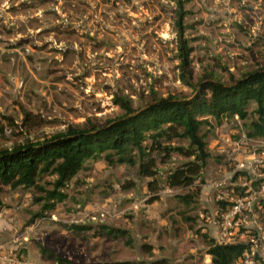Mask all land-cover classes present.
Listing matches in <instances>:
<instances>
[{
  "label": "rangeland",
  "instance_id": "rangeland-1",
  "mask_svg": "<svg viewBox=\"0 0 264 264\" xmlns=\"http://www.w3.org/2000/svg\"><path fill=\"white\" fill-rule=\"evenodd\" d=\"M183 8L192 84L208 76L228 83L264 67V0H184ZM177 11L171 0H0V152L69 126L102 125L122 114L117 96L135 108L153 96L191 97L180 78ZM246 123L202 128L210 158L192 187L166 186L171 171L193 160L181 152L158 165L156 192L137 166L89 161L43 218L35 216L44 193L0 186V245L29 264H58L39 246L70 264H211L202 235L213 234L198 214L212 210V181L264 149V138H247ZM55 179L38 184L49 191ZM197 189L189 206L176 198ZM100 225L127 231L132 244L99 235Z\"/></svg>",
  "mask_w": 264,
  "mask_h": 264
},
{
  "label": "trees",
  "instance_id": "trees-1",
  "mask_svg": "<svg viewBox=\"0 0 264 264\" xmlns=\"http://www.w3.org/2000/svg\"><path fill=\"white\" fill-rule=\"evenodd\" d=\"M171 1L178 6L176 32L179 68L182 71L180 78L192 88V96H153L138 108L131 100L117 96L114 103L120 107L122 114L102 125L85 128L69 126L42 142L26 143L15 146L11 151H1L0 186L44 193L43 198L36 199L37 202H44L36 218H43L45 211L51 212L57 204L66 200L67 195L62 190L86 168L89 161H103L109 166H137L138 176L149 178L148 189L156 192L159 188L158 165L166 164L173 153L181 152L193 160L171 171L166 178V186L170 189L188 188L194 185L210 158L207 133L202 134L203 127L211 130L222 125L224 120L237 117L241 122H248L247 138H264V67L244 73L238 79L231 76L228 83L208 76L192 84L189 68L191 49L183 37L184 0ZM250 117L254 119L250 120ZM174 141H186L187 146L174 147ZM225 164L230 165L229 161ZM234 164L235 161L231 166ZM47 175L56 176L49 191L38 184ZM199 190L191 195H177L176 198L189 206L196 202L194 197L198 196ZM186 220L190 218L184 217ZM68 229L85 233L93 228L71 225ZM98 233L115 240L123 238L127 245L132 244L127 231L121 229L100 225ZM202 237L206 240L211 264H237L248 249L244 244L217 245L212 238ZM39 250L43 256L58 264H70L41 246Z\"/></svg>",
  "mask_w": 264,
  "mask_h": 264
},
{
  "label": "built area",
  "instance_id": "built-area-1",
  "mask_svg": "<svg viewBox=\"0 0 264 264\" xmlns=\"http://www.w3.org/2000/svg\"><path fill=\"white\" fill-rule=\"evenodd\" d=\"M209 186L212 210L199 213L198 221L215 232V244L248 246L237 264H264V149L235 161L231 170ZM89 220L95 222L97 217ZM0 264L29 263L0 245Z\"/></svg>",
  "mask_w": 264,
  "mask_h": 264
},
{
  "label": "crops",
  "instance_id": "crops-1",
  "mask_svg": "<svg viewBox=\"0 0 264 264\" xmlns=\"http://www.w3.org/2000/svg\"><path fill=\"white\" fill-rule=\"evenodd\" d=\"M206 187H208V186H206ZM205 190H206V188H204ZM203 189V190H204ZM204 231H206V230H202V232H204ZM207 232V231H206ZM208 232H210V233H212L213 234V236L212 237H210V238H212V239H214V236H215V232L214 231H212V230H209Z\"/></svg>",
  "mask_w": 264,
  "mask_h": 264
}]
</instances>
